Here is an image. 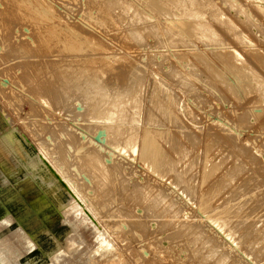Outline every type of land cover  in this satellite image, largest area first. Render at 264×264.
<instances>
[{"label":"rangeland","instance_id":"374dc122","mask_svg":"<svg viewBox=\"0 0 264 264\" xmlns=\"http://www.w3.org/2000/svg\"><path fill=\"white\" fill-rule=\"evenodd\" d=\"M16 1L0 0V217L10 218L12 228L20 225L33 248L23 254L21 239H13L14 231L7 232L11 244V254L7 257L11 263L16 259L12 257L13 251L18 250L15 255L20 256L12 264H49L53 253L62 249L67 257L64 261L57 260L61 264H83L85 260V264H100L103 257L101 264H104L105 257L111 253H116L118 258L112 254L117 261L108 257L107 260L111 258L108 264H142V260L143 264H199L203 262V253L211 249L218 254L210 259L204 257V264H212L225 254L228 258L223 264H264V97L258 92L264 86V1L199 0L202 12L188 17L198 18L211 35L198 32L184 38L172 24L187 19L172 7L171 14H161L155 6L156 0H146L148 4L145 0H105L108 3L104 8L99 0H47L56 18L59 17L57 21L66 18L67 22L62 20L63 25H69L70 21L71 27H67L73 26L78 29H74L76 32L97 40L106 49L79 54L62 49L58 37L48 38L42 23L35 24L23 13L18 14L17 10L24 5ZM123 4H129L127 9L131 12L119 19L120 11L125 9ZM105 8L112 14L108 16ZM80 9L83 11L79 12ZM93 16L98 24L92 22ZM178 48L183 51L190 48L184 51L188 53L184 61L180 62L173 52ZM213 52L223 55L231 52L236 60L226 59L224 63L225 60L214 59ZM77 55L78 61L75 57L68 60ZM81 55H85L82 60ZM89 55L90 60L97 58L94 62L89 60L90 64L88 60L85 62ZM199 55L203 58H198ZM100 60L105 66L97 68L102 66ZM243 67L249 77L238 84L232 72ZM158 80L169 88L171 99L174 98V103L167 98L172 107L169 114L157 109L158 99L150 94L161 97V92L167 90L163 85L159 86L163 90L155 87ZM106 85L111 88L110 92ZM117 98L124 102L121 110L112 109L111 102ZM151 135L156 138L158 154L163 144L160 155L165 157L154 168L149 161L142 160L145 154L141 146ZM91 142L101 144V148ZM84 153H99V158L91 160L93 155H90L91 159L86 160ZM98 162L108 166L101 167ZM207 177L208 181L204 182ZM75 183L86 195L85 200L76 199L71 186ZM205 199L210 210L217 208V217L216 212H200L198 207ZM80 207L87 218L82 223L79 218L70 217ZM94 229L112 237L114 252L109 250L108 255L103 250L102 257V252L95 253L99 258L92 256ZM120 231H128L125 232L130 233L126 235L128 239L125 233L122 238ZM2 232H6L3 227ZM113 232H118V236ZM75 235L80 237L79 242ZM70 237L76 238L79 245ZM68 238L70 241L66 243ZM262 238L260 244L258 239ZM204 242L206 248L201 249ZM79 246L81 252L77 250ZM68 257L72 259L67 261Z\"/></svg>","mask_w":264,"mask_h":264},{"label":"bare ground","instance_id":"6f19581e","mask_svg":"<svg viewBox=\"0 0 264 264\" xmlns=\"http://www.w3.org/2000/svg\"><path fill=\"white\" fill-rule=\"evenodd\" d=\"M18 1V0H17ZM16 1V2H17ZM98 1V0H97ZM100 1V3L102 4V5H100V6H103V8L105 7V6H107V3L108 2H106L105 0H99ZM136 1V0H135ZM149 1V0H148ZM189 2L187 3H185V0H156V2H155V6H156V8H157V11H159L161 14H167V13H170V10H169V8L170 7H172L173 8V10H175V12H178V13H180L183 17L182 18H185V20H186V22L184 21L183 22V20L181 19V21L180 20H177V25L176 24H172V27L176 30V31H178V33H180L181 35H182V37H188V36H190L191 37V35H195V34H198V32H203L204 34H205V32L206 33H208L209 34V36L211 35L210 34V30H209V28H207V26L206 25H204V24H202L203 22H201L200 23V21L198 22V18L197 19H195V17L193 18V17H188V16H192V15H195V16H197V15H199L201 12H202V5H201V3H200V1L199 0H188ZM249 1H253V0H249ZM255 1V0H254ZM264 1V0H263ZM75 2V1H74ZM77 2V1H76ZM145 2H146V0H145ZM145 2H142V3H145ZM257 2V1H256ZM254 3V2H253ZM24 5V7H22V8H20V9H18L17 10V13L18 14H21V13H23L26 17H28L29 19H31L32 21H33V23H35V24H43L44 25V31L47 33V35L46 36H48V38H55V39H57V37H58V40H59V45L62 47V49H64V50H68V52L70 51L71 53L72 52H78V54H79V52L81 53V51H84V52H88L87 50H90L91 51V53H92V51H97V50H99L100 48L102 49L101 51H105L106 49L101 45V44H99V42L96 40V42H95V39L93 38V37H91V38H93L94 39V41L93 40H90V39H88V36L86 35V34H84V33H82L81 31V33H82V35L79 33V32H76V31H78V29H75L73 26H72V28H69V27H67V26H70L71 24H70V21H68L69 22V25H63V22H62V20L63 21H66L67 22V20H65L66 18H62V20H61V18H60V20L58 19V21H57V18H59V17H57L56 18V16H57V14H55L56 12H54V9L52 8V6H51V4L47 1V0H20V5ZM57 4V3H56ZM139 4V3H138ZM146 4H148V2H146ZM145 4V5H146ZM150 4V3H149ZM21 5V6H22ZM65 5V4H64ZM63 5V6H64ZM68 5H70V4H68ZM84 5H86V4H84ZM129 5V4H128ZM128 5H126V4H123V6L125 7V9L124 10H122V11H120V17H119V19H124L125 18V16H124V14H127V13H129V12H131V9L130 8H128L127 9V7H128ZM153 5V4H152ZM203 5H205V4H203ZM67 6V5H66ZM66 6H64V7H66ZM71 6V5H70ZM147 6H149V5H147ZM58 7H60V6H58ZM69 7V6H68ZM110 7V6H109ZM145 7V6H144ZM138 8V7H137ZM253 8V7H252ZM15 9V8H14ZM58 9V8H57ZM105 9H107V8H105ZM140 9V8H139ZM261 8H259V10H260ZM85 10V9H84ZM152 10H154V8L152 9ZM205 10V9H204ZM258 10V9H257ZM80 11H83V10H79V12ZM262 11V10H261ZM260 11V12H261ZM87 12H88V10H87ZM86 11H85V13L84 12H82V17H84V20L86 21V17H85V15L84 14H88ZM91 12V11H90ZM98 12V11H97ZM111 11L109 10V9H107V12H106V14L109 16V13H110ZM174 12V13H175ZM16 13V12H15ZM58 13V12H57ZM68 13V12H67ZM71 12H69V14H70ZM84 13V14H83ZM160 13L158 14V15H160ZM178 13H177V15H178ZM257 13V12H256ZM97 14V13H96ZM111 14H112V12H111ZM133 14H134V12H133ZM132 14V15H133ZM151 14H152V12H151ZM171 14V13H170ZM62 15V14H61ZM61 15H60V17H61ZM65 15V14H64ZM84 15V16H83ZM140 15L142 16V13H140ZM58 16H59V14H58ZM87 16V15H86ZM88 16H90V13L88 14ZM98 16H100V13H98V15H97V17ZM111 16V15H110ZM114 16V15H113ZM63 17V16H62ZM82 17H81V19H82ZM94 17H96V16H93V19L91 18V17H89V18H91V20H92V22L94 21L95 22V24H98L97 23V21H95L94 19ZM116 17V16H115ZM147 17V16H146ZM163 17V16H162ZM205 17V16H204ZM228 17V16H227ZM99 18V17H98ZM179 18V17H178ZM207 18V17H206ZM56 19V20H55ZM88 19V18H87ZM101 19V18H100ZM175 19V18H174ZM177 19V18H176ZM200 19V18H199ZM224 18H222L221 20H223ZM69 20V19H68ZM89 20V19H88ZM91 20H90V22L89 23H92L91 22ZM96 20H98V19H96ZM225 20V19H224ZM53 21V22H52ZM101 21V20H100ZM210 21H211V18H210ZM56 22V23H55ZM93 22V23H94ZM209 22V21H208ZM100 23V22H99ZM104 23V20H102V24ZM110 23V22H109ZM146 23V22H145ZM168 25H170L169 23H167ZM206 24V23H205ZM209 25V24H208ZM71 27V26H70ZM212 27V25L210 26V28ZM213 28V27H212ZM73 29V30H72ZM76 31H75V30ZM165 29H168V27H166ZM213 30H214V28H213ZM216 31V30H215ZM214 31V32H215ZM213 32V33H214ZM175 33V32H174ZM173 33V34H174ZM60 34H62V35H60ZM203 34V35H204ZM59 35L61 36V37H63V38H61V37H59ZM64 35V36H63ZM84 35H86V37L84 36ZM172 37V36H171ZM214 37V36H213ZM199 38H200V36H199ZM203 37H201V39H202ZM243 38V37H242ZM177 39H178V37H177ZM189 39V38H188ZM246 39V38H245ZM48 40H50V39H48ZM170 40V39H169ZM198 40V39H197ZM203 40H204V38H203ZM212 40H213V38H212ZM217 40V39H216ZM215 40V41H216ZM40 41H41V39H40ZM54 41V40H53ZM172 41V40H171ZM58 42V41H57ZM98 42V43H97ZM194 43V42H193ZM166 44V43H165ZM166 45H168V42H167V44ZM224 46V45H223ZM226 46V45H225ZM252 46V45H251ZM245 47V46H244ZM243 47V48H244ZM255 48H256V46H254ZM227 48V47H226ZM249 48H250V46H249ZM252 48H253V46H252ZM251 48V49H252ZM103 49H105V50H103ZM183 49V48H182ZM186 49H188V48H186ZM186 49H184V51H186L187 52V50ZM190 49V48H189ZM188 49V50H189ZM223 49V48H222ZM232 49H235V48H232ZM246 49V48H245ZM258 49V48H257ZM63 50V51H64ZM86 50V51H85ZM192 50V47H191V49H190V51ZM194 50V49H193ZM192 50V51H193ZM217 50H219V49H217ZM225 50H227V49H225ZM256 49H254V51H255ZM90 51H89V53H90ZM183 50H181V49H177V50H174L173 52H174V54H175V56H176V58L181 62V61H184L185 59H186V54H188V53H186L185 54V52H184ZM220 51H221V49H220ZM234 51H236V49L234 50ZM257 51V50H256ZM260 51V50H259ZM262 51V50H261ZM74 52V53H75ZM84 52H82V53H84ZM241 51H239V53H240ZM245 52V51H244ZM205 53H208V52H205ZM238 53V54H239ZM243 53V52H242ZM241 53V58H243V54ZM262 53V52H261ZM77 54V53H76ZM193 54V53H192ZM210 54H212V51L210 52ZM254 54H256V53H254ZM257 54H258V52H257ZM256 54V55H257ZM87 55V54H86ZM105 56H106V54H104ZM107 55H109V54H107ZM190 55V54H189ZM213 55H215V57H214V59L217 57V58H219L221 61L223 60H225L224 61V63L226 62V59H229V60H231L232 62H234L235 60H236V57L234 56V54L233 53H231V52H227V53H225L224 55L222 54V52H216V53H214L213 52ZM240 55V54H239ZM249 55H251V53L249 54ZM256 55L254 56L253 55V57L255 58V59H258L257 57H258V55H257V57H256ZM264 55V54H263ZM84 56L85 55H81V60H82V57H83V59H84ZM90 56L91 55H89L88 56V59H86L85 60V62H87V60L89 61L90 60ZM111 56V55H110ZM200 56H202V55H199V57L198 58H200ZM206 56H207V54H206ZM209 56V55H208ZM260 56V55H259ZM74 57H75V60H76V58H77V60L76 61H78L79 59H80V57L77 55V56H73V58H69L68 60H70V59H73L74 60ZM102 57V55L100 56V58ZM79 58V59H78ZM86 58V57H85ZM94 58H95V56H94ZM94 58H93V60H92V58H91V60L90 61H93L94 62ZM105 58H108V56H106ZM202 58H203V56H202ZM260 58V57H259ZM95 59H97V58H95ZM102 59V58H101ZM111 59V58H110ZM120 59H121V57H120ZM123 59V58H122ZM213 59V58H212ZM212 59H210V61L212 60ZM240 59V58H239ZM72 60V61H73ZM104 61H105V59H103ZM103 60H100V63H101V61H102V63L100 64V65H102V66H100L99 67V65H98V67H97V65H96V63L94 64V65H96V67L97 68H101V67H103V65H104V63H103ZM113 60L114 59H112V62H113ZM116 60V59H115ZM206 60H209V58L208 59H206ZM216 60H218V59H216ZM219 60V61H220ZM90 61H89V64H90ZM111 61V60H110ZM213 61V60H212ZM93 62H91V64L93 63ZM107 62V61H106ZM111 62V63H112ZM202 62L203 61H201V64H202ZM204 62H206L205 64L207 65V64H209V61H208V63H207V61H205L204 60ZM216 62V61H215ZM68 63H69V61H68ZM83 63V62H82ZM82 63H81V66H82ZM99 63V62H98ZM110 63V64H111ZM210 63H212V62H210ZM223 63V64H224ZM227 63V62H226ZM218 64V63H217ZM222 64V65H223ZM238 64V63H237ZM261 64H263L262 63V61H261ZM66 65V64H65ZM84 65V64H83ZM94 65H93V67H94ZM221 65V64H220ZM219 65V67H221ZM229 65V64H228ZM236 65V64H235ZM250 65V64H249ZM80 66V65H79ZM84 66H86V63H85V65ZM105 66V65H104ZM223 66H225V64L223 65ZM238 66V65H237ZM241 66V65H240ZM64 67H66L67 68V66H64ZM72 67V66H71ZM87 67H88V64H87ZM107 67V66H106ZM226 67V66H225ZM232 67H233V65H232ZM232 67H230L231 69H232ZM263 67H264V65H263ZM73 69H74V67H72ZM208 68V67H207ZM227 68V67H226ZM76 69V68H75ZM261 69H262V67H261ZM85 70H87V69H85ZM103 70V69H102ZM133 70V69H132ZM239 71H237V70H235L234 72H232V78L234 79V82H236V83H238V84H243L244 83V81L245 80H247L248 79V72L246 71V68H244L243 67V69H238ZM83 71V70H82ZM101 71V70H100ZM215 71V70H214ZM213 71V73H215L216 75H218V77H219V74L218 73H216V71L214 72ZM91 72V71H90ZM207 72V71H206ZM231 72V71H230ZM82 73V72H81ZM89 73V72H88ZM104 73V72H103ZM71 74H72V72H71ZM133 74V73H132ZM209 74V73H208ZM106 75V74H105ZM134 75V74H133ZM132 75V76H133ZM79 76V75H78ZM130 76H131V74H130ZM153 76L154 75H152V78H153ZM211 76H212V74H211ZM72 77V76H71ZM101 77V76H100ZM134 77L136 78V76L134 75ZM157 76H155V78H156ZM220 77H221V75H220ZM222 77H223V75H222ZM221 77V78H222ZM257 77V76H256ZM210 78V77H209ZM105 79V78H104ZM156 79H158V78H156ZM223 79V78H222ZM101 80V79H100ZM131 81H132V79H130ZM134 80V79H133ZM136 80V79H135ZM133 81V82H136V81ZM155 80V79H154ZM211 79H209V81H210ZM221 81V80H220ZM81 82V81H80ZM157 82V81H156ZM156 82H155V84H156ZM216 82V81H215ZM153 83V82H152ZM152 83H150V84H152ZM159 83V84H158ZM218 83V82H217ZM223 83V82H222ZM73 84H74V82H73ZM104 84V83H103ZM208 84V83H207ZM221 84V83H220ZM224 84V83H223ZM249 84H250V82H249ZM254 84V83H253ZM131 85V84H130ZM133 85V84H132ZM131 85V86H132ZM161 85H163L164 87H166V85H164L163 83H161V81L160 80H158V82H157V85L155 86V87H157L159 90H160V88H162V87H159V86H161ZM211 85H213V83L211 84ZM227 85V84H226ZM81 86V85H80ZM107 86V85H106ZM115 86V85H114ZM114 86H111L112 88L114 87ZM151 86V85H150ZM230 86V85H229ZM108 87V89H107V91L108 92H110L111 91V88L109 89V86H107ZM106 87V88H107ZM134 87V86H133ZM138 87V86H137ZM152 87V86H151ZM162 88V90L163 89H165V88ZM211 87V86H210ZM63 88H64V91L66 92V86H63ZM72 88V87H71ZM81 88H83V87H81ZM86 88H87V86H86ZM117 88V87H116ZM167 88V90H164V91H162L161 92V97H159L158 96V94H152V93H150L151 94V96L152 97H157V102H156V104H157V109L160 111V112H162V113H164V114H169L170 112H172V110H171V108L172 107H170L171 105L169 104V100L168 99H170V102L171 103H174V98H172L171 99V93H170V91H168V87H166ZM215 88V87H214ZM69 89V88H68ZM103 89V88H102ZM119 87H118V91H119ZM127 89V88H126ZM132 89L133 88H131V92H132ZM211 89H213V88H211ZM116 89H114V91H115ZM125 90V89H124ZM250 90V89H249ZM113 91V92H114ZM142 91V90H141ZM78 92V91H77ZM95 92H96V90H95ZM105 92V91H104ZM103 92V93H104ZM258 92L260 93V95L262 96V97H264V86H262V87H259L258 88ZM112 93V92H111ZM125 93H127V92H125ZM133 93H135V91H133ZM110 94V93H109ZM137 94V93H136ZM140 95V94H139ZM129 96V95H128ZM131 96V95H130ZM138 96V95H137ZM166 97V98H165ZM96 98H97V96H96ZM107 98V97H106ZM139 98V97H138ZM137 98V99H138ZM168 98V99H167ZM132 99V98H131ZM135 99V98H134ZM112 100V99H111ZM154 101L153 102H155V99H153ZM97 101H98V99H97ZM104 100H102V102H103ZM106 101V100H105ZM132 101V100H131ZM133 101H135V100H133ZM141 101V100H140ZM139 101V102H140ZM150 101H151V99H150ZM111 102V101H110ZM109 102V103H110ZM128 102V101H127ZM152 102V103H153ZM92 103H93V101H92ZM130 103V102H129ZM128 103V104H129ZM127 104V103H126ZM125 104V105H126ZM132 104V103H131ZM133 104H134V102H133ZM150 104V103H149ZM102 105V104H101ZM111 105L113 106L112 107V109L114 110L115 108H119L120 110H121V108L124 106V102H122V100L121 99H119V98H117L115 101H112L111 102ZM142 105V104H141ZM173 106H174V104H173ZM96 107V106H95ZM107 107V106H106ZM109 107H110V104H109ZM125 107V106H124ZM127 107V106H126ZM130 108V107H129ZM128 108V109H129ZM139 108V107H138ZM142 108V107H141ZM151 108V107H150ZM154 108H155V106H154ZM109 109V108H108ZM127 109V110H128ZM147 109H149V108H147ZM156 109V108H155ZM153 110V109H152ZM152 110L150 111V112H152ZM106 111H107V109H106ZM111 111V110H110ZM129 111V110H128ZM105 112V111H104ZM117 112H119V111H117ZM126 112V111H125ZM135 112V111H134ZM146 112H147V110H146ZM154 112H156V111H154ZM99 113H100V111H99ZM142 113V112H141ZM96 114V113H95ZM153 114H155V113H153ZM153 114H152V117H153ZM102 115V114H101ZM121 115V114H120ZM130 115H131V113H130ZM160 115V114H159ZM103 116H104V114H103ZM116 116H117V113H116ZM147 116V115H146ZM145 116V120L147 121V117ZM165 116H167V115H165ZM165 116H164V118H165ZM139 117H140V115H139ZM150 117H151V114H150ZM154 117H155V115H154ZM153 117V118H154ZM157 117V116H156ZM170 117H172V115L170 116ZM170 117H169V119H170ZM105 118V117H104ZM116 118V117H115ZM121 118V117H120ZM141 118V117H140ZM139 118V119H140ZM144 118V117H143ZM159 118H160V116H159ZM168 118V117H167ZM138 119V120H139ZM156 119V118H155ZM157 119H158V117H157ZM173 118H171V120H172ZM100 120V119H99ZM170 120V121H171ZM174 120H175V118H174ZM101 121H104L103 119H101ZM109 121V120H108ZM121 121V120H120ZM131 121V120H130ZM140 121V120H139ZM146 121H143V122H146ZM158 121V120H157ZM149 122V121H148ZM147 122V123H148ZM106 123V122H105ZM109 123V122H108ZM120 123V122H119ZM122 123V122H121ZM138 123V122H137ZM136 123V124H137ZM151 123V122H150ZM171 123H172V121H171ZM99 124V123H98ZM102 124V123H101ZM104 124V123H103ZM125 124V123H124ZM130 124V123H129ZM141 124V123H140ZM156 124V123H155ZM106 125V124H105ZM121 125V124H120ZM142 125V124H141ZM141 125H140V127H141ZM134 126V125H133ZM132 126V127H133ZM154 126V125H153ZM112 127H115V126H112ZM138 127V126H137ZM152 127V126H151ZM107 128V127H106ZM110 128V127H109ZM108 128V129H109ZM121 128V127H120ZM126 128V127H125ZM102 129V128H101ZM146 129V128H145ZM71 130V129H70ZM117 130V129H116ZM122 130H123V127H122ZM113 131V130H112ZM125 131V130H124ZM170 130H168V132H169ZM73 132V131H72ZM108 132H109V130H108ZM108 132H106V133H108ZM143 132V131H142ZM144 132H145V130H144ZM171 132V131H170ZM113 133H114V131H113ZM125 133V132H124ZM150 133V132H149ZM163 133V132H162ZM166 133H167V131H166ZM75 134H76V132H75ZM139 134V133H138ZM141 134V133H140ZM145 134V133H144ZM151 134H152V132H151ZM156 134V133H155ZM164 134H165V131H164ZM101 135V134H100ZM107 135V134H106ZM146 135L148 136V134L146 133ZM61 136H62V134H61ZM77 136H78V134H77ZM112 136V135H111ZM142 136V135H141ZM162 136V135H161ZM136 137V136H135ZM144 137V136H143ZM146 137V136H145ZM163 137H164V135H163ZM168 137V136H167ZM171 137V136H170ZM133 138V137H132ZM139 138H140V136H139ZM139 138H138V140H139ZM147 138H149V137H147ZM146 138V139H147ZM159 138V137H158ZM169 138V137H168ZM167 138V139H168ZM126 139V138H125ZM125 139H124V141H125ZM131 139V138H130ZM142 139V138H141ZM144 139V138H143ZM146 139H144L143 141H144V143H143V141H142V143H143V146H141L142 147V151H143V153L145 154L144 155V157H143V159L142 160H145V162H147V161H149L150 162V165H152V167L154 168V166H157L159 163H161V162H163L164 160L163 159H165V157H163L162 155H160V153H161V149H163L164 150V148H163V144L161 143V146H160V153L158 154L157 152H159L158 150H159V147L157 146V144H156V138L154 139L153 137H152V135H151V138H150V140H151V142H152V144H150L151 142H150V140H148L147 139V141H146ZM134 140V139H133ZM162 140V139H161ZM160 140V141H161ZM163 140H164V138H163ZM171 140H172V138H171ZM170 140V141H171ZM85 141H86V139H85ZM122 141V140H121ZM169 141V140H168ZM164 142H165V140H164ZM166 142H167V140H166ZM54 143V142H53ZM92 144H94L95 146H97L98 148H101V144H99V143H97V142H91ZM131 143V142H130ZM158 143H160L159 141H158ZM171 143H173V142H171ZM86 144V143H85ZM168 144H169V142H168ZM109 145V144H108ZM133 145H134V142H133ZM165 145H167V143H165ZM82 146V145H81ZM115 146V145H114ZM117 146V145H116ZM121 146V145H120ZM119 146V147H120ZM137 146H139V144L137 145ZM123 147V146H122ZM131 147H133V146H131ZM162 147V148H161ZM78 148V147H77ZM79 148H80V146H79ZM114 148V147H113ZM116 148V147H115ZM121 148V147H120ZM119 148V149H120ZM125 148V147H124ZM127 148V147H126ZM125 148V149H126ZM138 147H136V149H137ZM86 149H87V147H86ZM131 149V148H130ZM130 149H128V150H130ZM96 150H98L101 154H102V151H100V149H96ZM106 150V149H105ZM121 150V149H120ZM120 150H119V152H120ZM97 151V152H98ZM114 151V150H113ZM112 151V152H113ZM122 151L123 150H121V153H122ZM131 151V150H130ZM105 152V151H104ZM116 152V151H115ZM114 152V153H115ZM136 152V151H135ZM134 152V153H135ZM139 152H140V147H139ZM92 153V152H91ZM108 153V152H107ZM120 153V154H121ZM125 151H124V155H125ZM163 153V152H162ZM161 153V154H162ZM165 153V152H164ZM100 154V155H101ZM140 155H141V153H139ZM178 154H179V152H178ZM87 155V156H86ZM90 155H93V157H92V159L90 158ZM90 155H88V154H85L84 153V156H86V160L87 159H91V160H95L96 159V157H98L99 158V153H98V155L97 154H90ZM114 155V154H113ZM143 155V154H142ZM165 156V155H164ZM176 156H177V153H176ZM176 156H175V158H176ZM66 157H68V155L66 156ZM72 157V156H71ZM76 157V156H75ZM113 157V156H112ZM141 157V156H140ZM166 157H167V155H166ZM107 158V157H106ZM145 158V159H144ZM181 158V157H180ZM180 158H179V160H180ZM72 159V158H71ZM76 159H77V157H76ZM172 159V158H171ZM208 159V158H207ZM210 159V158H209ZM104 160V159H103ZM178 160V161H179ZM102 161V160H101ZM55 163V162H54ZM143 163H144V161H143ZM166 163V162H165ZM205 163V162H204ZM208 163H209V161H208ZM211 163V165H212V163H213V161H211L210 162ZM215 163V162H214ZM68 164V163H67ZM207 164V163H206ZM205 164V165H206ZM90 165H91V167H92V163H90ZM98 165H100L101 167H107V166H105L104 165V163L102 162V163H100V162H98ZM169 165H170V162H169ZM177 165V164H176ZM203 165V164H202ZM166 166V165H165ZM165 166H163V167H165ZM221 166V165H220ZM220 166H219V164H218V167L220 168ZM149 167V165H147V168ZM203 167V166H202ZM206 167H209V166H207L206 165ZM56 168H57V166H56ZM59 168V167H58ZM68 168V167H67ZM204 168H205V166H204ZM239 168V167H238ZM237 168V169H238ZM60 169H61V167H60ZM96 169V168H95ZM150 169H151V167H150ZM207 169V168H206ZM215 169V168H214ZM59 170V169H58ZM110 170H113V169H109V172H110ZM149 170V169H148ZM157 170H158V167H157ZM156 170V171H157ZM160 170H161V168H160ZM183 170V169H182ZM208 170H210V172L212 171L211 169H208ZM114 171V170H113ZM63 172V171H62ZM159 172H161V171H159ZM176 172V171H175ZM178 172V171H177ZM180 172H182V171H180ZM209 172V171H208ZM210 172H209V174L207 175L208 177H209V175H210ZM215 172H217V171H215ZM67 173V172H66ZM70 173V172H69ZM72 173V172H71ZM154 173H155V171H154ZM205 173H207L206 172V170H205ZM62 174V173H61ZM73 174V173H72ZM104 174V173H103ZM107 174H108V172H107ZM111 174V173H110ZM177 175V174H176ZM63 176H64V173H63ZM62 176V177H63ZM114 176V175H113ZM203 176V174L201 175V177ZM228 176H230V174H228ZM227 176V177H228ZM205 178V179H207V180H204V182L206 181H208V179L209 178ZM224 177V176H223ZM115 180V179H114ZM224 180V179H223ZM228 180V178L225 180V181H227ZM116 181V180H115ZM70 182V181H69ZM72 182V181H71ZM203 182V181H202ZM74 183V182H73ZM115 183V182H114ZM221 185V184H220ZM71 186H72V190L75 192V194H76V199L77 200H82L83 201V199L85 200L87 197H86V195H83V193H81L80 192V189L78 190V188H77V186H76V183H75V185L74 184H71ZM70 186V187H71ZM82 186V185H81ZM225 186V185H224ZM226 186H227V184H226ZM231 186V185H230ZM218 187V186H217ZM220 187V186H219ZM231 188H232V186H231ZM249 193V192H248ZM86 194V193H85ZM98 195H99V193H98ZM164 194H162V196H163ZM215 195V194H214ZM161 196V197H162ZM203 196V195H202ZM207 194L205 195V197L207 198ZM253 196V195H252ZM21 197V196H20ZM205 197H203V198H205ZM209 197V196H208ZM47 198V197H46ZM213 198V197H212ZM211 198V199H212ZM215 198V197H214ZM48 199V198H47ZM210 199V200H211ZM39 200V199H38ZM42 200V199H41ZM46 200V199H45ZM40 201V200H39ZM89 201V200H88ZM206 201H208V199L206 200H201V205H200V207H198L199 208V210H200V212L202 213H209V212H211V213H215L216 211H217V208H215V209H213V210H210L209 208V206H208V204H207V202ZM8 202V201H7ZM86 202V201H85ZM93 202H94V199H93ZM43 203V202H42ZM173 203H174V201H173ZM230 203V202H229ZM86 204H88V202L86 203ZM157 204H160L161 205V203H159V202H155V205H157ZM211 204V203H210ZM91 205V204H90ZM167 205V204H166ZM165 205V206H166ZM17 206V205H16ZM19 206V205H18ZM27 206V205H26ZM163 206V205H162ZM162 206H161V209H162ZM197 206H198V203H197ZM91 207V206H90ZM164 207V206H163ZM209 207V208H208ZM20 208H21V206H20ZM166 208V207H165ZM167 208H168V206H167ZM166 208V209H167ZM219 208V207H218ZM227 208V207H226ZM6 209V208H5ZM93 209V207L91 208V210ZM95 210V209H94ZM93 210V211H94ZM264 210V209H263ZM164 211V210H163ZM166 211V210H165ZM221 211V210H220ZM176 211H174V213H175ZM34 213V212H33ZM177 213V212H176ZM216 214V216L215 217H217V212L215 213ZM206 215V214H205ZM25 216V215H24ZM71 216H73L74 218H79L80 219V221H81V223L82 222H84L85 220H87V218H86V216H85V214L83 213V211H82V208L80 207V209H76V210H74L72 213H71V215H70V217ZM220 216V215H219ZM224 216V215H223ZM240 216V215H239ZM210 217V215L208 216V218ZM215 217H213V219L215 218ZM73 218V219H74ZM208 218H206L205 217V220L207 219L208 220ZM252 218V217H251ZM251 218H250V220H251ZM209 219H211V218H209ZM213 219H212V221H213ZM218 219V218H217ZM28 219H26L25 221H27ZM123 220V219H122ZM125 221L127 220V219H124ZM225 219H223V220H220L221 221V223H222V221H224ZM28 221H32L31 219L30 220H28ZM64 221V220H63ZM119 221V220H118ZM137 221H138V219H137ZM140 221V220H139ZM197 221V220H196ZM211 221V220H210ZM209 221V223H211ZM62 222V221H61ZM70 222V221H69ZM69 222H68V224H69ZM73 222V221H72ZM214 222H216V220H214ZM228 222V221H227ZM245 222V221H244ZM251 222V221H250ZM31 224H32V222H30ZM65 223V222H64ZM88 223V222H87ZM120 223H121V220H120ZM213 223V222H212ZM217 224H218V221L216 222ZM229 223V222H228ZM247 223V222H246ZM74 224V223H73ZM119 224V223H118ZM183 224H185V222L183 223ZM194 224V223H193ZM214 224V223H213ZM219 224H220V222H219ZM224 224V223H223ZM33 225H35V224H33ZM96 225V224H95ZM230 225V224H229ZM12 226V223H11V219L9 218H5V217H0V228L1 227H3L4 229H5V231L6 232H2V233H0V264H12V263H16V261L15 260H17V262H18V257L20 256V254L17 256V255H15V253L18 251H16V252H14L13 251V253H14V255L12 256L13 258L14 257H16V259H14V261L11 263V261L9 260L10 259V257H7V256H9V253L11 252V249H10V246H11V244H10V241H9V238H8V236L6 235V233L8 232V233H11V232H15L14 234H15V236H14V234H13V236H14V238L13 239H15V237H16V239H21V243L23 242V244L21 245V244H19L20 246H22L23 248H22V250L24 251V253L23 254H26V253H28V252H30L31 251V249L33 248V244L30 242V240H28L27 239V235H25L24 233L25 232H23V228L21 229L20 228V225L19 226H17V227H15V228H12L11 227ZM43 226V225H42ZM66 226V225H65ZM72 227H73V225H71ZM97 226V225H96ZM118 226V225H117ZM191 226H192V223H191ZM234 226V225H233ZM246 226V225H245ZM46 227V226H45ZM182 227V226H181ZM188 227H189V224H188ZM216 227H217V225H216ZM224 226H222V228H223ZM62 228V227H61ZM85 228H86V226H85ZM194 228H195V226H194ZM73 229V228H72ZM80 229V228H79ZM84 229V228H83ZM89 229V228H88ZM128 229V228H127ZM185 229V228H184ZM205 229V228H204ZM225 229V228H224ZM228 229V228H227ZM246 229V228H245ZM48 230V229H47ZM95 230V229H94ZM129 230V229H128ZM221 230V229H220ZM247 230V229H246ZM93 231V230H92ZM114 231V230H113ZM115 231H116V229H115ZM205 231V230H204ZM208 231V230H207ZM224 231V230H223ZM78 232V231H77ZM94 232V231H93ZM121 232V231H120ZM126 232V231H125ZM124 232V233H125ZM128 232V231H127ZM126 232V233H127ZM227 232H228V230H227ZM74 233V232H73ZM114 234H116V233H118V232H113ZM121 233H123V232H121ZM124 233H123V237L122 238H125L124 237ZM125 233V236L127 235ZM232 233H233V231H232ZM50 234V233H49ZM94 234V233H93ZM129 234L130 233H128V235L127 236H129ZM204 234V233H203ZM231 234V233H230ZM234 234V233H233ZM235 235V234H234ZM245 235V234H244ZM243 235V236H244ZM247 235V234H246ZM251 235L252 236H254L255 237V234L253 233H251ZM10 236V235H9ZM76 236V235H75ZM78 236V235H77ZM76 236V238H77V240H76V238H74V237H70V238H72L73 240H74V242H75V240L76 241H78L79 242V240H81L80 239V237L78 236L77 237ZM115 236V235H114ZM116 236H118V234H116ZM115 236V237H116ZM127 236H126V238L125 239H128L127 238ZM250 236V235H249ZM251 236V239L253 238L254 239V237H252ZM257 236V235H256ZM260 236H261V234H260ZM50 237V236H49ZM120 238H121V235L119 236ZM118 237V238H119ZM231 237V236H230ZM247 237V236H246ZM264 237V236H263ZM70 238H68L67 240H66V243L67 242H69L70 240ZM78 238H79V240H78ZM93 238V237H92ZM117 238V237H116ZM114 239V240H118V239ZM30 239V238H29ZM240 239V238H239ZM249 239V238H248ZM256 239V238H255ZM122 241H123V239H121ZM258 240H261L260 241V244H261V242H263V238L262 239H258ZM94 241H95V245L94 246H92V248H93V250H92V256H94V258L96 259L97 257L99 258V256H97V257H95V255H97V254H95V253H101V257H102V255L104 254L105 255V253L107 252H109V250H111V251H113L112 250V248H115V247H113L114 245H113V240H112V237L111 236H109V235H107L105 232H102L100 229H96L95 230V234H94ZM122 241L120 242V240H119V242L120 243H122ZM236 241H237V239L235 240V246H236ZM243 240H241V242H242ZM17 242V241H16ZM19 242V241H18ZM18 242L16 243V244H18ZM78 242L76 243L77 245H79L78 244ZM81 242V241H80ZM83 242H85V241H83ZM82 242V243H83ZM207 242V241H206ZM255 242V241H254ZM119 243V244H120ZM125 243V242H124ZM123 243V244H124ZM249 243H250V240H249ZM248 243V245H250ZM253 243V242H252ZM93 244H94V242H93ZM240 244V243H239ZM254 244V243H253ZM90 245V244H89ZM263 245V244H262ZM16 246V245H15ZM18 246V245H17ZM84 246V245H83ZM82 246V247H83ZM120 246V245H119ZM261 246V245H260ZM140 247V246H139ZM237 247V246H236ZM12 248V247H11ZM13 248L15 249V247L13 246ZM90 248V247H89ZM118 248V247H117ZM206 248V243L204 242L202 245H201V249H205ZM264 248V247H263ZM80 246H79V249H77V250H79L80 251ZM142 249H143V247H142ZM218 249V248H217ZM223 249V248H222ZM261 249V248H260ZM89 250V249H88ZM90 250H91V248H90ZM89 250V251H90ZM105 251V253H103L104 251ZM107 250V251H106ZM116 250V249H115ZM22 251V252H23ZM76 251V250H75ZM82 251V250H81ZM80 251V252H81ZM88 251V252H89ZM138 251H140V250H138ZM222 251V250H221ZM225 251V250H224ZM227 251V250H226ZM20 252H21V249H20ZM54 252V251H53ZM64 252L65 251H63L62 249H59V250H57L56 252H54L53 253V255H52V257L51 258H53L52 259V262L51 263H49V264H54L53 263V261H56V263L58 262L59 264H61V261H57L58 259L59 260H61V258H63V261H64V258L66 259V257H65V254H64ZM91 252V251H90ZM114 252V251H113ZM223 252V251H222ZM19 253V252H18ZM75 253V252H74ZM74 253H73V255H74ZM77 253V252H76ZM86 253H87V250H86ZM85 253V255L87 256V254ZM111 253V252H110ZM110 253H108V255L110 254ZM144 253H146V251L144 252ZM143 253V254H144ZM148 253V252H147ZM146 253V254H147ZM197 253H199L198 251H197ZM220 253V252H219ZM230 253V252H229ZM11 254V253H10ZM90 254V253H89ZM113 253H111V256H106L105 257V262H103L104 264L106 263V264H108V263H110V261H111V258H109L110 260H107L106 258H108V257H112L113 255H116V257H117V254L115 253V254H113ZM126 254H127V252H126ZM217 251H214V250H208V251H206L205 253H203V256H202V261L203 262H201V263H199V264H204L206 261H204L205 260V258H214L215 256H217ZM72 255V254H71ZM73 255H72V257H73ZM100 255V254H99ZM107 255V254H106ZM141 255V254H140ZM64 256V257H63ZM82 256V255H81ZM145 256V255H144ZM144 256H142L143 258H144ZM147 256V255H146ZM226 256V257H225ZM225 256H223L222 258H218L217 260H215L214 261V263H212V264H223L225 261H226V259L228 258V256H227V254H225ZM82 257H85L84 255L82 256ZM88 257H91V256H89L88 255ZM101 257H100V259H101ZM116 257L115 258H113V259H116ZM205 257V258H204ZM21 258V257H20ZM80 258V257H79ZM104 258V257H103ZM102 258V259H103ZM118 258V257H117ZM119 258H122V256L121 257H119ZM72 259V258H71ZM69 257H68V260L67 261H69V260H71ZM81 259V258H80ZM80 259H78V261L80 260ZM93 259V258H92ZM99 259V260H100ZM102 259H101V262H102ZM107 260V261H106ZM122 260H123V258H122ZM49 261H51V260H49ZM63 261H62V263H63ZM67 261H65V263L67 262ZM78 261H77V263H78ZM88 261H90V260H87V262ZM98 260H96V262H97ZM115 261V260H114ZM116 261H117V259H116ZM115 261V262H116ZM143 261V260H142ZM140 262V263H142L143 264V262ZM80 262H82V260L80 261ZM85 262H86V260L85 261H83V264H85ZM91 262V261H90ZM100 262V261H99ZM101 262H100V264H101ZM108 262V263H107ZM118 262H119V260H118ZM137 262V261H136ZM57 263V264H58ZM67 264V263H66ZM76 264V263H75ZM79 264V263H78ZM81 264V263H80ZM90 264V263H89ZM92 264H94L93 262H92ZM95 264H97V263H95ZM99 264V263H98ZM124 264V263H123ZM126 264V263H125ZM130 264V263H129ZM133 264V263H132ZM236 264H238L237 262H236Z\"/></svg>","mask_w":264,"mask_h":264}]
</instances>
